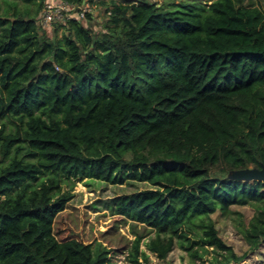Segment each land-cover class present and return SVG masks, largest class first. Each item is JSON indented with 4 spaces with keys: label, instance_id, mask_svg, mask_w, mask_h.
Segmentation results:
<instances>
[{
    "label": "trees",
    "instance_id": "trees-1",
    "mask_svg": "<svg viewBox=\"0 0 264 264\" xmlns=\"http://www.w3.org/2000/svg\"><path fill=\"white\" fill-rule=\"evenodd\" d=\"M0 1V264H149L141 245L164 259L165 234L192 261L211 248V264H238L217 212L264 245V181L230 177L264 166V9L100 0V30L69 20L50 36L45 0ZM84 179L148 185L117 198L94 243L65 211Z\"/></svg>",
    "mask_w": 264,
    "mask_h": 264
},
{
    "label": "rangeland",
    "instance_id": "rangeland-1",
    "mask_svg": "<svg viewBox=\"0 0 264 264\" xmlns=\"http://www.w3.org/2000/svg\"><path fill=\"white\" fill-rule=\"evenodd\" d=\"M100 0H95L92 3L90 14L85 17L83 22L85 26L93 28V30H100L106 20L105 9L98 5ZM158 5L164 4L168 1L181 0H150ZM185 1V0H183ZM203 4H210L213 0H195ZM87 0L82 2L86 3ZM242 5L247 7H256L264 9V0H242ZM23 1H18V8L23 7ZM5 6L0 1V13L3 12ZM54 27V26H53ZM50 36L53 28L46 29ZM61 31L57 33L60 36ZM148 185L138 182H126L122 185H112L100 181L84 179L80 182H75L71 194L72 199L67 203L65 211L73 213V208L79 210V233L81 238L86 242L94 243L98 240V232L102 230L103 223L107 221L113 214L116 200L119 196L130 194L132 192L147 189ZM67 190V187H64ZM234 211L242 215L244 224L253 216L254 210L249 206L234 207ZM211 219L214 222L218 236L222 239L226 246L230 247L237 255L243 257L238 264H264V245H260L255 249L249 248L244 239L236 232L234 221L230 218L223 217L219 212L212 214ZM119 232L128 238H133L129 235L128 228L120 227ZM173 237L172 250L164 259H159L153 253L146 250L145 244L141 245L148 256L149 264H211L213 258L216 256L211 248H208V253H205L201 259L192 261L188 253L183 250L181 241L171 234H165L163 237ZM154 237V234L151 238ZM147 242V240H146ZM202 251L200 250V253ZM126 254H116L112 256V262L115 264H129L126 259ZM233 264V263H230Z\"/></svg>",
    "mask_w": 264,
    "mask_h": 264
},
{
    "label": "built area",
    "instance_id": "built-area-1",
    "mask_svg": "<svg viewBox=\"0 0 264 264\" xmlns=\"http://www.w3.org/2000/svg\"><path fill=\"white\" fill-rule=\"evenodd\" d=\"M92 5L89 2L80 6L63 0H45L40 14V22L44 29L53 28L55 24H64L69 20H82L90 14Z\"/></svg>",
    "mask_w": 264,
    "mask_h": 264
},
{
    "label": "water",
    "instance_id": "water-1",
    "mask_svg": "<svg viewBox=\"0 0 264 264\" xmlns=\"http://www.w3.org/2000/svg\"><path fill=\"white\" fill-rule=\"evenodd\" d=\"M230 177L239 180H246V181H250V180L264 181V166L261 167L260 169L248 168L237 172H233L230 175Z\"/></svg>",
    "mask_w": 264,
    "mask_h": 264
}]
</instances>
